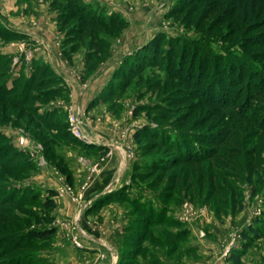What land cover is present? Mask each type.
<instances>
[{"label": "rangeland", "instance_id": "1", "mask_svg": "<svg viewBox=\"0 0 264 264\" xmlns=\"http://www.w3.org/2000/svg\"><path fill=\"white\" fill-rule=\"evenodd\" d=\"M34 70L0 102V264H264V0H0V85Z\"/></svg>", "mask_w": 264, "mask_h": 264}, {"label": "trees", "instance_id": "2", "mask_svg": "<svg viewBox=\"0 0 264 264\" xmlns=\"http://www.w3.org/2000/svg\"><path fill=\"white\" fill-rule=\"evenodd\" d=\"M76 9L78 10V12L80 11H84V7L82 5H79L76 7ZM93 15H91L87 20L89 23H92L94 21H97L99 24H102V25H109L113 22V18L112 17H103V18H100V19H94V17H92ZM119 22H122L121 20H118ZM4 34H7V35H13L15 37H20L22 34L19 33V32H16L14 30H9V29H6L4 30ZM24 36L22 35L21 38H23ZM262 42V41H261ZM23 58L24 56L21 55ZM220 57V56H219ZM226 61L224 62V65H222V68L224 66L227 67V70H231L232 68L233 69H238V83L241 82V80L244 79L245 76H249L251 77L254 73H256L253 69H248L247 68H244L245 67V63L247 64V62L243 61L244 59L243 58H235V57H229V58H226L225 59ZM214 61V65L215 66H220L221 64V57L218 59V57L216 59L213 60ZM40 63V62H38ZM34 72H37L36 70H34L31 74H33ZM230 72V71H229ZM228 73V72H227ZM22 76V75H21ZM34 76V74L31 76V77H28V78H25L22 76V79H24L22 82L23 84L21 86H19V88L21 89L19 91V93L17 94H13L12 95V91H15L17 90L14 85L18 84L20 82V78H16L14 83H13V86L11 88H6L5 84L6 82H4L2 85H0V102H5L3 104H8L7 106L11 109L12 106L14 105H17V104H23L24 102H26V100L28 98H31V97H35V93H29V88L30 86H32V83H31V78ZM251 82L250 79L247 81V83ZM256 93H262L264 92V78H261L260 80V83H259V86L258 88H256ZM262 91V92H261ZM250 93V92H248ZM249 96L251 94H248ZM261 95H264V94H261ZM32 110V109H31ZM37 119L41 120L42 122H44V124H50L48 121H46V119H42L43 117L40 116V115H37L36 117ZM137 137V135H136ZM79 142V141H78ZM81 144H83L84 146H87V147H93L92 145H89L87 143H82V142H79ZM190 147V144H189V141L187 138H185V140H182L181 144H177L174 146L175 150H177V153L176 154V157H174V159H172V161H180V160H184V161H190V159H194L196 158V156L192 157L191 155L187 154V150L188 148ZM176 152V151H175ZM28 158V157H27ZM28 161V159H27ZM26 161V162H27ZM0 168L3 170L4 172V169L2 168L3 165H5L7 163V161L5 162L4 160H0ZM119 194L113 196L115 198L117 197H122L123 196V193L122 192H118ZM113 194V193H112ZM56 195V191L54 190H49L47 191V195L45 196L43 202H42V205L44 208L48 209V210H51L53 208H55L56 206V203L54 201V196ZM112 197V195H110V193H105L103 195V197L101 198H105V199H108ZM262 220H255L253 222V224L249 227L246 228V231L243 233V236L245 238V240L249 239L251 240L253 237L255 236H258L259 235V230L261 229V227H258L259 225H264V222H261ZM41 222V220H40ZM54 231H53V228H48V229H42V230H36V231H32L31 232V235L35 238H38V239H41V238H45L46 236L52 234ZM248 240V241H249ZM247 241V242H248ZM245 241L244 243V246H247V243ZM237 252H233V258L236 260L234 261L235 264H237Z\"/></svg>", "mask_w": 264, "mask_h": 264}, {"label": "crops", "instance_id": "3", "mask_svg": "<svg viewBox=\"0 0 264 264\" xmlns=\"http://www.w3.org/2000/svg\"><path fill=\"white\" fill-rule=\"evenodd\" d=\"M49 10V9H48ZM10 27V29L11 30H14V31H16V32H19V33H21V34H24V30L23 29H20V28H18V27H12V25L10 26V25H8V27L7 28H9ZM26 33V32H25ZM24 35H26V34H24ZM34 37V39L37 41L38 39L35 37V36H33ZM55 38V37H54ZM54 38L53 37H50V35H49V40H48V38L47 39H41L42 41L41 42H43V47H42V49H41V51H42V53H51V52H53L52 54L53 55H57L58 53L57 52H59V48H57L56 47V38H55V40H54ZM49 45V47H48V45ZM15 49H18V47L15 45V47H14ZM37 51H36V53L35 54H33L34 55V59H36L37 61H40V62H43V60L44 59H46L47 57H49V56H45L44 54H41V52H39L40 50H39V48H37L36 49ZM46 51V52H45ZM46 61V60H45ZM48 63V62H47ZM53 68V67H52ZM57 72V71H56ZM59 74V73H58ZM104 146V145H103ZM114 159V158H113ZM111 163H113V161H111ZM99 180H101V179H99ZM97 184H99V182L98 183H96V185ZM107 193V192H106ZM99 197H100V195H99ZM66 198L64 199V202H65V204H66ZM66 206V205H65Z\"/></svg>", "mask_w": 264, "mask_h": 264}, {"label": "built area", "instance_id": "4", "mask_svg": "<svg viewBox=\"0 0 264 264\" xmlns=\"http://www.w3.org/2000/svg\"><path fill=\"white\" fill-rule=\"evenodd\" d=\"M25 43L23 42H20L18 43L17 47L18 49H20V51H25V46H24ZM30 55H31V52L26 53L25 54V59L28 60L30 58ZM17 59V58H16ZM74 122V121H73ZM73 122H71V129L73 130V132L76 134V136H78L79 138H82L84 140H90V139H87L86 137H84L85 135H83L82 131L80 130L79 127H77Z\"/></svg>", "mask_w": 264, "mask_h": 264}]
</instances>
